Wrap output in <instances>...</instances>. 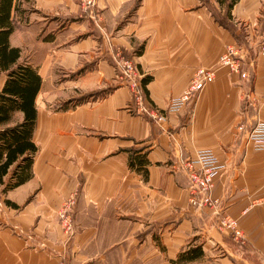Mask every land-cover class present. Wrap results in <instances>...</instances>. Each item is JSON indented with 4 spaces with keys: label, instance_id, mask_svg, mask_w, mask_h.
<instances>
[{
    "label": "crops",
    "instance_id": "crops-1",
    "mask_svg": "<svg viewBox=\"0 0 264 264\" xmlns=\"http://www.w3.org/2000/svg\"><path fill=\"white\" fill-rule=\"evenodd\" d=\"M29 1L10 41L43 79L38 152L32 178L2 193L0 264H164L195 245L203 254L183 264H264V151L245 143L264 120V58L248 44L247 79L219 63L242 24L250 35L264 29V0H239L234 31L217 21L214 0H96L89 9L82 0ZM69 9L71 19L53 16ZM119 52L149 77L145 103L165 121L137 112ZM199 67L216 79L170 112ZM204 149L226 165L213 206L192 200L187 165ZM68 201L70 238L53 218ZM226 216L245 244L221 228Z\"/></svg>",
    "mask_w": 264,
    "mask_h": 264
},
{
    "label": "trees",
    "instance_id": "trees-1",
    "mask_svg": "<svg viewBox=\"0 0 264 264\" xmlns=\"http://www.w3.org/2000/svg\"><path fill=\"white\" fill-rule=\"evenodd\" d=\"M202 1L211 3V0ZM214 1L221 10L215 12L217 21L234 31L232 10L239 0ZM19 4L20 0H0V74L5 77L0 90V186L3 193L32 178L34 159L38 152L34 133L38 119L37 96L43 79L33 64L22 59L21 49L11 45L10 38L16 28L14 12L18 11ZM148 80L149 77H145L143 82ZM131 165H136L134 158L131 159ZM7 203L11 202L7 200ZM202 254L201 245L191 246L181 251L177 259L164 264H183Z\"/></svg>",
    "mask_w": 264,
    "mask_h": 264
},
{
    "label": "built area",
    "instance_id": "built-area-1",
    "mask_svg": "<svg viewBox=\"0 0 264 264\" xmlns=\"http://www.w3.org/2000/svg\"><path fill=\"white\" fill-rule=\"evenodd\" d=\"M84 9H89L95 5L96 0H82ZM247 43L235 41L226 45L225 51L220 56L219 63L227 66L232 72L238 73L242 78H248V66L253 65V61L246 60L249 55ZM257 55L264 58V42L257 52ZM117 65L119 75L130 87L136 110L142 114H148L158 121H165L166 114L148 106L145 103L143 78L139 68L133 58H129L119 52L117 54ZM216 79L215 70L212 68L199 67L192 78L189 87L184 91L182 96L175 99L168 110L170 112H178L191 103L198 94L210 83ZM245 143L255 151H264V120L258 121L256 125L249 130L246 135ZM189 178L192 184V200L196 202L201 198L205 205L213 206L216 200L212 197V189L219 172L226 168L221 162L216 152L212 149L198 150L195 157L188 162ZM66 216V213L62 215ZM68 217L64 222L66 231L72 229V224L68 222ZM72 222V221H71ZM221 228L229 229L230 233L239 241L240 244L246 243L243 230L240 228L239 222L235 218L226 216L220 221Z\"/></svg>",
    "mask_w": 264,
    "mask_h": 264
},
{
    "label": "rangeland",
    "instance_id": "rangeland-1",
    "mask_svg": "<svg viewBox=\"0 0 264 264\" xmlns=\"http://www.w3.org/2000/svg\"><path fill=\"white\" fill-rule=\"evenodd\" d=\"M78 2H79V0H78ZM19 5H20V8L18 9L17 14L15 15V21L17 23L20 21V23L24 24V22H25V12L26 11H30L31 9H33V5H32V2L29 1V0H20V4ZM68 12H70V9H69V11L65 10V12L63 13L64 15H61V13L58 14L57 12H55V13H53V16H57V17L64 16V18L71 19L70 17H73L74 14H70ZM85 12H86V10H85ZM216 12L218 13L219 11L217 10ZM65 16H67V17H65ZM240 28H241L242 31H240L239 32V36H237V38H239V41L241 43L244 42V43H247V44H251L252 47L255 49V53H257L260 50V48H261V46H262V44L264 42V29L261 27V25H258V26L256 25L255 31L253 32L252 35H250V34L246 33L247 26L245 24H242L240 26ZM2 78H3V76H2V74H0V83L2 81ZM104 94H105L104 92H99V93L96 94V96H103ZM1 188L2 187L0 186V204L1 205H5L3 197H2V193L3 192L1 191ZM64 213H66V216L63 217L62 215ZM67 217L69 219L68 222H70L72 224V229L70 231H68V232L64 228V222H63V221L66 220ZM53 218H54V220H56L58 222V224L60 225L62 231L64 232V234H66L67 238H70L74 234V231H75L74 225H75V223H74V204L73 203L69 202L67 205H65V207L62 206V209H60V211H58L56 213V216H54Z\"/></svg>",
    "mask_w": 264,
    "mask_h": 264
}]
</instances>
